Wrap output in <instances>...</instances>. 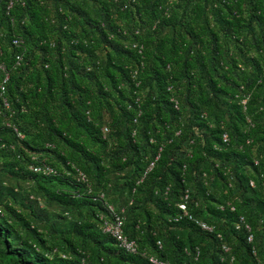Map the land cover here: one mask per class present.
Returning <instances> with one entry per match:
<instances>
[{
	"label": "trees",
	"instance_id": "trees-1",
	"mask_svg": "<svg viewBox=\"0 0 264 264\" xmlns=\"http://www.w3.org/2000/svg\"><path fill=\"white\" fill-rule=\"evenodd\" d=\"M0 66V264H264V0H0Z\"/></svg>",
	"mask_w": 264,
	"mask_h": 264
},
{
	"label": "built area",
	"instance_id": "built-area-1",
	"mask_svg": "<svg viewBox=\"0 0 264 264\" xmlns=\"http://www.w3.org/2000/svg\"><path fill=\"white\" fill-rule=\"evenodd\" d=\"M16 0H8V8L13 5V3ZM13 43L18 44L19 41L17 39L13 40ZM135 46V45H134ZM20 59V56H17V60ZM1 67V66H0ZM8 79V75L6 74L3 83ZM0 89L3 91L4 86L1 84ZM5 105H7V102H5ZM227 139V136L224 135V140ZM30 168H32L34 171H42V172H52L53 168L50 167L49 165H30ZM81 177L84 178V174L81 173ZM100 196H103L101 194ZM186 199H187V194L184 195V200L179 203V208L182 210L180 217L181 216H187L190 220L195 222L198 226H200L202 229L205 230H211V226L204 220L199 219L188 210L187 204H186ZM109 210L112 212V217L110 219L104 220L103 222V230L110 233L112 237L116 239L118 244L124 248L128 252H135L136 251V242L133 239H129L126 237L123 231V215L121 213L116 212L113 210V207L111 205H108ZM249 229V227H248ZM252 236H248V240H251ZM150 261L155 263V264H168L165 262L158 261L154 257H150Z\"/></svg>",
	"mask_w": 264,
	"mask_h": 264
}]
</instances>
